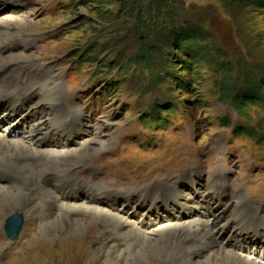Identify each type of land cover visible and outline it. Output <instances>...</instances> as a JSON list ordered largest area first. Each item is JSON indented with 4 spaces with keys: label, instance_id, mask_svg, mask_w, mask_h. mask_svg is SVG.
<instances>
[{
    "label": "rangeland",
    "instance_id": "obj_1",
    "mask_svg": "<svg viewBox=\"0 0 264 264\" xmlns=\"http://www.w3.org/2000/svg\"><path fill=\"white\" fill-rule=\"evenodd\" d=\"M18 2L23 5L16 7ZM11 4L0 1V8L5 7L0 19L11 14L27 20L28 24L23 29L14 27L8 32V39L28 34L31 43L27 46L11 43L8 50L0 52V65L13 63L20 56L22 62L13 73L20 71L21 82L37 90L31 100L42 102L34 112V123L41 121L45 126L57 107L62 116L72 115L78 122L79 130L71 135L66 132L49 135L47 141H52L50 146L55 148L56 156L46 167L55 176L77 184L82 193L70 202L63 200L71 212L67 216L61 206L51 207L45 201V194L39 190L42 177L31 182L30 175L11 165L8 178L13 195L23 188L30 190L29 199L22 200L23 211H15L22 213L30 230L26 234L22 230L18 242L10 241L3 232V223L15 212H3L0 263H7V253L15 252L19 246L16 244L35 236L38 239H33L30 252L26 251L16 259L18 262L11 264H170L169 256L153 255L154 243L146 242L157 238V233L133 246L113 241L103 244L107 237L113 236L102 225L103 221L91 213L93 204L110 214L128 218L137 225L132 229L139 235L143 234V222L166 219L158 225L185 218L174 203L165 208L158 204L149 211L147 196L140 197L136 187L146 190L156 187L166 193L174 190L181 198L183 210L194 217L201 209L198 206L201 198L210 194L211 185L224 191L227 196L217 209L204 204L219 219L217 225L210 226L212 231L227 222L233 223L220 236V242L236 252L233 245L238 243L228 242V236L237 230L234 217L241 205H252L264 215L261 185L264 173L257 172V167L264 169V108L249 105L242 115L230 104L224 91L227 83L236 90L245 88L246 79L258 86L264 84V0H17ZM151 23L166 26L162 30L167 31L165 38H158L157 45L143 39L148 34L156 36V27L153 29ZM189 29L202 31L207 51L206 60L193 66L195 71L184 67H188L184 62L190 59L178 47L182 31ZM145 45L149 49L155 45L163 49V54L147 60ZM169 55L173 56L174 60H170L173 64L168 60ZM168 72L175 77L167 76ZM48 80L60 86V99L50 94L44 97L45 90L39 85ZM153 108L161 114L162 121L151 129L144 119ZM167 140L173 142L174 149H167ZM72 150L78 155L74 156ZM164 152L168 160L175 157L180 165L177 176L168 170L170 174L152 175L147 182L131 173L135 159H159ZM255 172L262 187L250 188ZM191 176L195 178L199 195H204L199 201L190 189ZM36 191L43 198L41 194L37 197ZM248 193L260 195L261 201L254 204L252 199H247L251 198ZM207 199L212 200L211 195ZM217 201L214 198L212 204ZM187 206L192 209L190 212ZM36 208L38 218L32 213ZM69 221H80L83 226L71 234L66 227ZM89 228L95 229V239L88 242L87 248L70 242L71 238H84ZM245 240L247 246L242 248L245 255L264 262L263 237L249 236ZM204 254L195 257L204 259Z\"/></svg>",
    "mask_w": 264,
    "mask_h": 264
},
{
    "label": "bare ground",
    "instance_id": "obj_2",
    "mask_svg": "<svg viewBox=\"0 0 264 264\" xmlns=\"http://www.w3.org/2000/svg\"><path fill=\"white\" fill-rule=\"evenodd\" d=\"M3 1L5 2V4L10 5L11 2L17 0H3ZM22 5H23L22 2H18L16 7L18 6L20 7ZM4 9L0 8V14ZM27 24H28L27 20L25 21L18 19V17L12 16L11 14H5L3 18L0 19V52L2 51L4 52L8 50V48H10V44L13 42H16L15 44L16 46H27L29 43H31L30 35L28 34L19 33L20 35H16L8 39V37L10 36L8 32H10L14 27L23 29L26 28ZM14 60L15 62L13 63L9 62L4 65H2L1 63L0 65V125H5V128L4 127L0 128V217L3 215V212L5 211L11 210V212L12 211L15 212L16 210H22L23 209L22 200L25 201L30 197L29 187L23 188L19 190L15 195H13L14 189L9 186L10 181L8 178V176L12 172V170L10 169L11 165L20 169L21 172L30 175L31 182L34 181V179H37L38 177H42V186L39 187V190L41 193L45 194L46 197L45 201L51 207L61 206L65 211H67L66 215L68 216L69 213L71 212H68L67 210L68 207L63 203V200L70 202L71 199L79 197V194L82 193V189L80 187H76L77 184H74L71 180H66L64 177L59 178V176H55L51 172V170L47 169L46 166L50 163L52 157L56 156L53 154L54 153L53 149L55 148L50 146L52 141L51 142L47 141V138L50 134L53 136V135H59L62 132H66L67 134L71 135L74 130L76 131L79 130L77 128L78 122H76V119H73L72 115L62 116L61 111H59V107H57L54 108L53 111L54 114L51 116V118L48 120L45 126L44 123L41 121L34 123V119H35L34 112H37L36 109L39 106V104H41L42 102L40 103L33 102L31 100L34 97V95H36L37 90L34 88L27 87V84L23 85V83L20 80V71H18L17 73H13V70L16 71L18 70L16 65L20 66L19 62H22L20 56L15 57ZM18 73L19 76L17 75ZM39 87H41L43 91L45 90L44 97H47L46 95L50 94V95H54L57 99H60L61 90L59 85L56 84L53 85V83H51L48 80L46 82L42 81ZM53 101H57V100H53ZM25 125H28L27 128H29V126L31 125V129L28 130L27 128H25ZM1 135L3 137H1ZM76 154H77L76 151H73V155L76 156ZM172 159L175 161L176 165H178V163L175 160L176 158L172 157ZM133 172L137 174L138 180L140 181L146 180L147 182H150L149 180L151 179L150 176L159 175L156 172V166L154 162L144 163L142 166L134 165ZM142 172H146V174L141 175L140 173ZM174 175L177 176V173ZM17 177H20V175L17 174ZM189 180H193V178L191 177ZM51 185H53L52 186L53 188L51 187ZM54 190H56V193L54 192ZM48 191L50 193H48ZM135 191L138 192V195L140 197L142 196L145 197L144 195L147 196L146 199H148L147 204L149 206V211H151L153 207H155L158 204H162V206H164L165 208V206L167 207L166 204L169 203L172 206V203H174L181 208L183 215H185V218L183 219L176 218V220L174 219L171 222H165L158 225L156 224L165 221L166 219L160 217L159 222H154L153 220L150 221V223L143 222L142 226L144 225V228H141L142 226L140 227L143 230V234L139 235L134 233L135 231L133 232L134 227L137 225L131 222L128 218H124L116 214H110L106 210H103L99 206L93 204L91 208L92 211L91 213H94L93 214L94 216L97 215L103 221L102 225L106 226L109 230V233L113 236L112 239L107 237L103 242L104 245H108L110 242L113 241L119 243L120 245L133 246L140 239L145 238L146 241L147 237L153 236V234L157 233L161 237L158 236L157 238H153V240H151L150 238L146 242L149 245L154 243L153 255L155 254L160 257V253H162V256H169L168 261L170 262V264H204V261L206 260H207V264H264V262L262 261H256L254 259L247 257L245 254L235 252L234 249L232 250L230 247H228L229 245H226L225 242L222 243L220 242V236L224 233L223 232L224 230L222 228L223 226L221 225V227L218 228V230L212 231L210 226L214 224L217 218L214 215V212L211 211V208L206 207V205L204 204L205 202L204 198H201V203L198 204V206L201 208V211L198 214H196V216L194 217L191 214L186 213L185 210H183L184 208L183 204L179 201L180 199L174 190H172L169 193H166L164 192V190H162L163 191L162 192L158 190L156 187L151 188L150 190H146L141 187H136ZM40 192L36 191L37 197L40 196L41 194ZM70 192L72 194L69 197L68 193ZM218 193H215L216 196L215 198H218L220 201L221 200L220 196L222 193L221 192ZM13 196L16 197L14 203L10 205ZM10 206H12L13 209H10ZM186 209L189 212L192 210L189 208V206H187ZM166 212L168 213L169 211ZM32 213L34 214V218H38L39 211L37 208L36 210L32 211ZM235 221H236V226L238 228L237 236L239 238L242 235L247 234L248 231L252 232L255 235L260 234L259 227H264L263 222H261V217H257L254 215H251L250 218L248 219L238 216L235 219ZM2 222L3 221H0V229L2 226ZM67 224L66 227L70 229L69 233L71 234L78 232L79 228L83 226L82 222L80 221H69V223ZM28 230H30V228L25 226L24 233L25 232L27 233ZM136 230L140 232L139 229ZM94 232H95L94 228H89L86 231L87 234H85V237L82 238L83 240L81 238H76V239L71 238L70 242L72 243L73 241L74 242L73 244H78V246L83 247V249L87 248L85 246L88 245V242L95 239ZM232 235L235 236V234ZM34 238L38 239L37 237L34 236L33 238H29V239L27 238V240L23 241L22 243L16 244L19 245L18 248L16 247L17 250L10 254L7 253L8 261L6 264H11L14 261H17L19 257L22 256L23 253H26V251L30 252L29 251L30 246H32L31 243L33 242ZM64 238L61 237V239ZM66 238H68L69 240L70 237L68 236ZM231 239L233 238L231 237ZM61 244L63 245V243ZM40 249H42L41 246ZM32 251L34 252L35 250ZM204 253L206 254L204 259H202V256L200 258L195 257V256L203 255ZM168 261H166V263ZM195 261H199L201 263H195Z\"/></svg>",
    "mask_w": 264,
    "mask_h": 264
},
{
    "label": "trees",
    "instance_id": "obj_3",
    "mask_svg": "<svg viewBox=\"0 0 264 264\" xmlns=\"http://www.w3.org/2000/svg\"><path fill=\"white\" fill-rule=\"evenodd\" d=\"M175 11V10H174ZM176 13V11H175ZM153 26L156 27L154 29V33L156 36L148 34L146 38H143L146 42H156L155 45H157L158 38L164 39L166 32H162V30H166V26L161 27L160 25L158 26L157 24L151 23V27ZM150 28V27H149ZM151 29V28H150ZM191 29L187 31H182V37L180 39V42H178V47L182 48L181 51L184 52L185 57L187 59H190V62H184L188 67L184 66L186 69L187 68H192V70L195 71V66L196 62H202L206 60L207 57V51L204 47V38H203V33L202 31H195L192 32L190 31ZM163 33V34H162ZM152 46L151 49L148 48V45H145V51H144V58L145 59H150V57H154L155 55H162L163 54V49L157 47V46ZM179 49V48H178ZM168 60L170 61L173 59L172 55L168 56ZM170 64H173L172 61H170ZM192 64V65H190ZM168 68L169 65L167 64ZM164 67V66H162ZM165 68V67H164ZM170 69V68H169ZM185 69V70H186ZM170 75V78H174L175 76L173 74H170V72L167 73V76ZM246 87L242 89H237L234 88L230 83H227L225 86V91L224 94L228 96L230 104L238 111L240 114L245 115V109L249 105H258L262 106L264 108V84L263 86H258L256 83H253L250 79H246ZM161 114L155 113L154 108L151 110V112L148 114V116L145 118L146 123H151V124H160L162 119H161Z\"/></svg>",
    "mask_w": 264,
    "mask_h": 264
},
{
    "label": "water",
    "instance_id": "obj_4",
    "mask_svg": "<svg viewBox=\"0 0 264 264\" xmlns=\"http://www.w3.org/2000/svg\"><path fill=\"white\" fill-rule=\"evenodd\" d=\"M21 220L19 217H13L8 220L6 225V233L9 235H17L18 231L20 230Z\"/></svg>",
    "mask_w": 264,
    "mask_h": 264
}]
</instances>
